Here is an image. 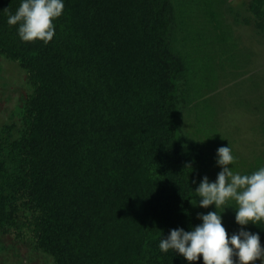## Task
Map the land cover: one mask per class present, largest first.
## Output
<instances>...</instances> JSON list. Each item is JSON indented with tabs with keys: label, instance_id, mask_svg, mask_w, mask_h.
I'll use <instances>...</instances> for the list:
<instances>
[{
	"label": "trees",
	"instance_id": "trees-1",
	"mask_svg": "<svg viewBox=\"0 0 264 264\" xmlns=\"http://www.w3.org/2000/svg\"><path fill=\"white\" fill-rule=\"evenodd\" d=\"M175 3L200 71L225 53L226 14L264 32V0L249 2L253 21L226 0ZM169 4L65 0L45 44L22 41L7 23L20 0H0V53L27 69L33 85L19 151L5 144L12 159L22 158L23 177L0 159V198L8 196L0 209L5 217L15 187H23L36 212L33 242L55 264H186L158 247L171 229L201 223L190 202L202 158L196 143L183 142L177 122L184 62L170 48ZM199 83L193 90L200 98ZM253 228L264 244V221Z\"/></svg>",
	"mask_w": 264,
	"mask_h": 264
},
{
	"label": "rangeland",
	"instance_id": "rangeland-1",
	"mask_svg": "<svg viewBox=\"0 0 264 264\" xmlns=\"http://www.w3.org/2000/svg\"><path fill=\"white\" fill-rule=\"evenodd\" d=\"M175 1L169 0V43L171 51L184 62L179 80L177 116L182 140L184 143H196L200 150V178L207 176L210 181L216 179L221 171L216 164V150L220 146L231 147L236 157L233 171L250 174L264 165V32L254 24H236L233 15L226 14V29L230 31L228 36L231 39L224 55L218 53L222 57L218 56L214 63L210 62L211 70H202L203 62L198 66L201 71L194 69L190 56L193 51L191 41L180 22ZM250 1L226 0L225 7L232 6L242 17H250L253 21L254 17L248 9ZM203 75L211 78L201 80V77H205ZM196 80L200 82L202 98L196 96L193 90ZM32 90L27 69L0 53V159L6 160L10 172L21 177L22 158L18 156L16 160L12 159L5 144L10 142L19 151L18 140L28 126L26 102ZM34 148L36 165L41 172L45 167L42 164V144H36ZM15 190L17 199L7 207L5 217L0 209V264H55L50 255L35 246L32 222L36 212L29 204L23 187H15ZM0 199H8L7 193ZM197 199L190 202L196 215L215 210L214 205L207 209L194 206L192 203ZM231 205L235 206V202H231ZM216 210L224 211L221 213L222 223L229 235L239 230L234 208L229 206L225 210L223 207ZM246 227L250 231L254 229L251 222ZM255 264H260V261L257 260Z\"/></svg>",
	"mask_w": 264,
	"mask_h": 264
},
{
	"label": "clouds",
	"instance_id": "clouds-1",
	"mask_svg": "<svg viewBox=\"0 0 264 264\" xmlns=\"http://www.w3.org/2000/svg\"><path fill=\"white\" fill-rule=\"evenodd\" d=\"M65 0H20L14 13L7 14V23L17 26V35L24 42L41 40L49 43L55 35V23L63 15ZM236 157L230 146L216 150V164L221 168L216 179L207 176L193 179L197 184V199L194 206L207 209L214 205V211L198 213L200 224L190 230L182 227L171 229L166 237L161 236L158 247L161 252L170 250L186 261L203 264H249L260 261L264 264V247L259 233L247 229L249 222L264 221V165L250 174L233 171ZM235 202V206L231 202ZM235 209V222L240 226L237 232L228 234L222 223L223 212L216 209ZM235 258V259H234Z\"/></svg>",
	"mask_w": 264,
	"mask_h": 264
}]
</instances>
